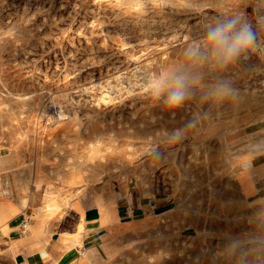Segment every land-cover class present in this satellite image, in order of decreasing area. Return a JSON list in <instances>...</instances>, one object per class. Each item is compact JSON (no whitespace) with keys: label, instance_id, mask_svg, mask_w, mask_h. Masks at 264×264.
Listing matches in <instances>:
<instances>
[{"label":"rangeland","instance_id":"1","mask_svg":"<svg viewBox=\"0 0 264 264\" xmlns=\"http://www.w3.org/2000/svg\"><path fill=\"white\" fill-rule=\"evenodd\" d=\"M255 3L0 0V151L51 194L121 217L83 264H264ZM227 19L248 24L255 47L221 65L206 36ZM174 70L194 81L179 108L153 93Z\"/></svg>","mask_w":264,"mask_h":264},{"label":"crops","instance_id":"2","mask_svg":"<svg viewBox=\"0 0 264 264\" xmlns=\"http://www.w3.org/2000/svg\"><path fill=\"white\" fill-rule=\"evenodd\" d=\"M34 177V165L0 151V264H83L104 250L109 239L102 245L101 236L121 219L114 206L111 219L105 206L84 207L67 189L51 194ZM253 184L254 192L264 188L260 178Z\"/></svg>","mask_w":264,"mask_h":264},{"label":"clouds","instance_id":"3","mask_svg":"<svg viewBox=\"0 0 264 264\" xmlns=\"http://www.w3.org/2000/svg\"><path fill=\"white\" fill-rule=\"evenodd\" d=\"M206 43L211 56L221 65H226L242 53L254 49L255 35L248 24H241L238 19H227L209 27ZM194 55H198V52ZM191 82L194 81L185 72L174 70L157 79L153 93L156 98L164 96L170 108H179L187 98V89ZM230 91L226 84H222L217 87L216 94L227 97ZM179 136L180 131L177 130L174 137Z\"/></svg>","mask_w":264,"mask_h":264},{"label":"built area","instance_id":"4","mask_svg":"<svg viewBox=\"0 0 264 264\" xmlns=\"http://www.w3.org/2000/svg\"><path fill=\"white\" fill-rule=\"evenodd\" d=\"M255 1L252 23L259 34L258 50L264 53V0Z\"/></svg>","mask_w":264,"mask_h":264},{"label":"bare ground","instance_id":"5","mask_svg":"<svg viewBox=\"0 0 264 264\" xmlns=\"http://www.w3.org/2000/svg\"><path fill=\"white\" fill-rule=\"evenodd\" d=\"M139 43V42H138ZM1 44V43H0ZM111 64V63H110ZM150 75V74H149ZM132 77V76H131ZM101 83V82H100ZM125 84V83H124ZM132 84V83H131ZM58 85V84H57ZM126 85V84H125ZM83 90V89H82ZM83 96V95H82ZM116 98V97H115ZM3 99V98H2ZM65 99V98H64ZM58 100V99H57ZM106 104V103H105ZM77 109V108H76ZM38 135V134H37ZM53 148V147H52ZM85 153V152H84ZM88 157V156H87ZM39 159V158H38ZM38 161V160H37ZM36 164V163H35ZM37 166H38V164H37ZM67 170V169H66ZM40 172V171H39ZM36 174V173H35ZM209 174V173H208ZM45 176V175H44ZM35 181V180H34ZM39 193V192H38ZM37 199V198H36ZM129 201V200H128ZM113 201L112 200H110V203H112ZM35 203V202H34ZM101 205V204H100ZM114 206V205H113ZM114 210H115V207H114ZM103 217V216H102ZM131 221V219H128V221H126L127 223H132V222H130ZM168 223V222H167ZM111 226V225H110ZM108 228V227H107ZM116 233V232H115ZM105 242V241H104ZM107 246H108V244H107ZM83 253V252H82Z\"/></svg>","mask_w":264,"mask_h":264}]
</instances>
